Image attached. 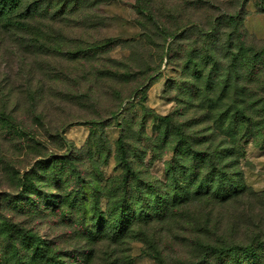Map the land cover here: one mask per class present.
<instances>
[{"label": "rangeland", "instance_id": "374dc122", "mask_svg": "<svg viewBox=\"0 0 264 264\" xmlns=\"http://www.w3.org/2000/svg\"><path fill=\"white\" fill-rule=\"evenodd\" d=\"M9 2L0 264H264V0ZM119 140L168 211L114 219ZM190 169L231 192L185 195Z\"/></svg>", "mask_w": 264, "mask_h": 264}, {"label": "trees", "instance_id": "16d2710c", "mask_svg": "<svg viewBox=\"0 0 264 264\" xmlns=\"http://www.w3.org/2000/svg\"><path fill=\"white\" fill-rule=\"evenodd\" d=\"M21 0H10L9 3L11 5H15L16 7L19 6ZM3 11H6L3 10ZM4 14H0V16H3ZM13 23V22H10ZM17 25H23L21 22H15ZM173 37V36H171ZM110 42L108 40H105L103 42H94L90 43L87 45V47H80L78 48L75 52L70 51L74 55L78 54H86L89 49H100L103 48L106 44H109ZM69 52V53H70ZM163 120H169V117L164 116L162 117ZM119 143L121 144V162L124 164V167L126 168L125 174L123 175L121 179V185H122V201L117 204V207L115 208V211L119 212L118 214L114 215V219L120 218L122 220L124 213V208L125 205H127V202L129 203L131 207V201L135 203V206L133 207L135 209V215H144L145 217L149 216H156V215H161L162 212L168 211L170 209V191H165L164 193L162 192L161 189L158 187H154V184L151 182H145L140 179V177L137 175V173L133 170V168L130 166V163L127 161L125 154V150L122 146L121 140H119ZM192 154L195 152L192 150ZM199 160H197L198 162ZM210 162L213 163V161L210 160ZM197 167L199 170L202 168V164L199 162L197 164ZM212 168H215L211 166ZM190 175L187 176L189 183L191 181L195 183L196 185L194 186L195 189L190 192V187L187 188L188 186V180L183 179V181L186 186L184 189V194L187 196L193 195H203V194H213L216 195L220 198L227 196L231 190L226 188L227 183H224L223 181L227 178L226 176H222L221 178H218L217 174L214 175L211 178H207L205 175H201L200 172H196L195 169H190ZM214 170L210 173L213 175ZM198 179H200V182L197 184ZM173 181L176 180V177H173ZM179 179L177 180L178 183ZM230 181V180H229ZM232 182V181H231ZM229 182V184H231ZM215 183V185L213 184ZM168 184L169 185H172ZM179 184V183H178ZM175 188H178L177 186ZM173 197V196H172ZM174 199V198H173ZM121 203V205H120ZM116 221V220H115ZM113 221V223L115 222ZM209 248H213L212 246H208ZM243 252L250 254L253 251V246L252 245H246L245 247L241 248ZM41 255L43 256V253L40 249L35 250V255Z\"/></svg>", "mask_w": 264, "mask_h": 264}]
</instances>
